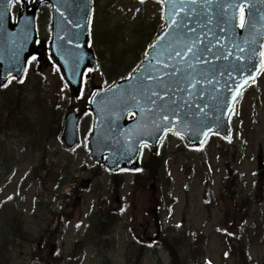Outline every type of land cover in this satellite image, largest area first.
I'll list each match as a JSON object with an SVG mask.
<instances>
[{"label":"rangeland","instance_id":"374dc122","mask_svg":"<svg viewBox=\"0 0 264 264\" xmlns=\"http://www.w3.org/2000/svg\"><path fill=\"white\" fill-rule=\"evenodd\" d=\"M96 2L94 32L118 30L120 35H126L127 41L120 43L119 49L129 50L126 59L130 65L135 63L142 54V47L164 26L160 17L162 5L149 0L144 4L135 0ZM94 42L96 52L102 54V62H106L111 57L109 46L104 45L98 34L94 35ZM42 72L41 79L33 75L35 71L30 72L28 84L14 104L17 108L14 112L5 107L6 97L0 91V178L10 172L8 181L0 188V264H100L94 244L109 238L114 244L111 264H128V246L141 237L151 240L155 248V251L149 249L144 264H171L162 246L169 238L166 226L170 223H182L176 228L181 237H192L187 232L190 230L205 243V252L198 250L199 255H196V251H192L201 264L204 261L233 264L232 255L223 257V253L230 250L223 245L222 233L237 229L233 219L241 206L249 204L251 214L244 225V241L252 256L264 262V175L258 174L259 161H264V71L254 89L243 92L231 117L234 147L226 151L220 137L212 135L201 152L194 150L196 158L188 172L184 168L187 155L180 151L182 142L177 137H167L164 159H168L170 182L173 178L169 194L158 181L132 186L130 173L122 185L115 182L113 188L109 174L97 169L95 159L91 158L89 117H85L82 124L84 143L75 151H67L54 134L52 119L63 116L70 107L84 109V102L75 101L71 96L58 68L48 64L42 67ZM94 76L96 84H100L102 75ZM150 157L149 153L144 156L146 164ZM36 166V175L41 172L47 178L35 179L20 188L21 181L34 174ZM231 174L234 177L225 199L221 193L222 180ZM208 177L215 199L211 204H206L211 198L206 191ZM85 179L91 180L87 189L81 186ZM64 182L78 188L74 197L56 195L57 184ZM157 195H161L159 203ZM171 198L176 201L168 205L166 202L172 201ZM43 201L64 214L65 230L58 241L50 239L55 237L54 233L45 231L49 215L46 209L42 210ZM102 206L121 210V221L112 236H98L96 240L90 218L97 215ZM20 222H23L22 227ZM19 233L32 242L22 239ZM176 240L178 243L180 239L176 237ZM79 241L88 243L82 249L76 245ZM53 242L58 246L51 253ZM190 243V240L186 242L188 248Z\"/></svg>","mask_w":264,"mask_h":264},{"label":"water","instance_id":"95a60500","mask_svg":"<svg viewBox=\"0 0 264 264\" xmlns=\"http://www.w3.org/2000/svg\"><path fill=\"white\" fill-rule=\"evenodd\" d=\"M12 1L0 0V25L7 28L9 33H14L24 20L27 21V25L29 21V36L32 34V41L35 39L32 19L36 6L43 1H50L54 5L56 16L62 20L60 29L59 22H56L55 42L58 43L62 39L63 32L73 34L71 43L79 57L72 63H65L63 57V62L59 60L55 51L53 56L60 63L63 73L71 82L74 93L77 94L85 67L97 68L92 51L86 47L88 41L87 23L91 9L90 0H37L35 8L25 11L20 17V26L10 24L8 19ZM23 1L26 3L27 0ZM231 3H234V0H231ZM258 10L257 5L251 3L248 7V17H253ZM189 20L191 23H188L186 27L195 29L196 19L189 16ZM170 30H172V24ZM179 32L180 35L184 34L179 39L180 52L175 48L164 46L161 42L156 43L131 80L118 82L111 89L100 92L96 99V104L111 101L104 112L100 111L99 106L95 109L97 131L102 133L100 141L95 142L94 149L99 160H102L104 153H110L106 164L112 169L124 166L136 168L141 146L149 144L153 150H157L158 144L167 130H174L183 135L189 144L199 143L210 128L228 135L224 116L226 117L228 114L232 101L229 99L226 102V108L221 113L219 110L223 103L217 102L220 98L217 93L204 103L209 92V82L205 79L203 70L195 67L190 68L181 58L188 54V48L196 47L194 44L195 32H187L186 29ZM245 32L235 31V35L233 34L231 37L233 47L245 42L247 45L248 32ZM170 41L176 45V37H172ZM33 52L31 45L29 50L23 51V49L17 48L13 57H6L1 53L0 73L2 79L6 80L12 74L20 77L24 71L26 58ZM177 53H180L181 57ZM148 76H152L153 79H147ZM223 82H226V79L219 78L216 83L217 88ZM149 97L155 100V104L149 103ZM215 104L216 107L213 110ZM209 109H211L210 112H208ZM130 111L137 112L136 120L128 121L126 119ZM165 116L167 119L163 118ZM76 129L77 118L72 114L66 122L63 136L69 133L72 139H76ZM75 143H77V139L72 145Z\"/></svg>","mask_w":264,"mask_h":264},{"label":"trees","instance_id":"16d2710c","mask_svg":"<svg viewBox=\"0 0 264 264\" xmlns=\"http://www.w3.org/2000/svg\"><path fill=\"white\" fill-rule=\"evenodd\" d=\"M115 53H113V56ZM120 57L117 58V60H113V64L111 65L110 68L115 67L116 72L114 73V76L116 78H120L124 75H127L128 67H125V57L123 56V53L117 54ZM123 56V57H122ZM125 67V68H124ZM114 68L112 69V72L115 70ZM191 161V160H189ZM145 168L148 169L145 172H139V175H143L144 177H147L145 182H154L157 177V174L160 170H162L165 166V162H163L162 157L158 156L156 154H152L150 157V160L148 164H144ZM191 165H188V168H190ZM261 171H264V164H261L260 167ZM117 176V175H115ZM114 176V177H115ZM145 182H139V183H145ZM166 185V184H164ZM243 217L245 218L246 216L249 215V210L248 208H243ZM108 223L105 226L106 232H108L109 227ZM59 228V227H58ZM192 237L188 236H183V237H178V243L176 238H173L172 240L166 239L164 242L165 246L172 251L173 256V264H198L197 260L195 259V255L192 253V251L198 252L200 249L199 244L197 242V245L195 244L196 241H200V239L195 235V233H190ZM239 239V240H238ZM190 240L189 248L186 245V242ZM235 240L239 241V246H233L232 247V254L235 256V260L238 261L237 264H261L258 261H255L249 254V249L246 246V244L241 240L240 234L236 233L231 234V236H227V239L225 240L226 242H233ZM183 241V242H182ZM236 261V262H237ZM141 262V257L138 258L133 264H140Z\"/></svg>","mask_w":264,"mask_h":264},{"label":"snow or ice","instance_id":"6c2138e0","mask_svg":"<svg viewBox=\"0 0 264 264\" xmlns=\"http://www.w3.org/2000/svg\"><path fill=\"white\" fill-rule=\"evenodd\" d=\"M161 2L163 3V0H161ZM196 5H197V0H188L187 3H184L183 0H181V3L179 5L176 4V3H172V8L173 9L180 8L181 10L185 11L188 16H191L196 11ZM203 6H204L205 9H209L211 7V4L209 3V0H204V5ZM226 7L227 8H232V9H236L237 7L239 8V27L241 29L245 28L246 20H247V14L245 12V5L243 3V0H241V3L239 5H237L235 3L226 4V5L225 4L219 5V8L221 9V18L223 20V23L229 24L230 20L223 19V17L228 16V13H225L223 11V9L226 8ZM175 16H176V13L173 12V19L171 21V24L173 26H175L177 29H186L187 32H192V33L195 32L194 28L186 27V23H191L190 20H188L187 22L183 18L177 20L175 18ZM208 23L209 24L212 23V19L211 18H208ZM222 31H223V29H222ZM151 47H152V45H149V48H151ZM187 52L188 53H192V55L195 56V52L193 51L192 48H188ZM185 54H187V53H185ZM177 55L179 56L180 53H177ZM241 58H243V57H241ZM32 59L35 60L36 57L33 56ZM129 75L131 77L132 74L130 73ZM147 79L152 80L153 77L152 76H148ZM153 95H155V94H153ZM149 103L155 104V100H153L151 97H149ZM163 118L167 119L166 116L163 117ZM137 171H139V169H137Z\"/></svg>","mask_w":264,"mask_h":264}]
</instances>
